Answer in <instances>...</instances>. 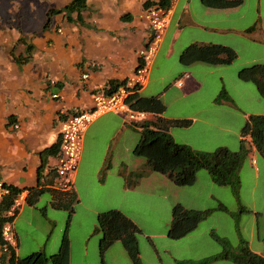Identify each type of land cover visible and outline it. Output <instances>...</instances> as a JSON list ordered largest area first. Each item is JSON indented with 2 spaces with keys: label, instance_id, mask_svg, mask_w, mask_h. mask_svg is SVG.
I'll use <instances>...</instances> for the list:
<instances>
[{
  "label": "crops",
  "instance_id": "1",
  "mask_svg": "<svg viewBox=\"0 0 264 264\" xmlns=\"http://www.w3.org/2000/svg\"><path fill=\"white\" fill-rule=\"evenodd\" d=\"M71 1L0 0V179L11 188L26 192L27 197L11 222L15 236L13 249L20 258L23 242L17 223L28 211L43 219L45 236L36 251L26 253L52 256L66 238L68 264L74 259L68 231L56 245L48 246L51 223L45 218L48 210H54L51 199L44 209L36 208L43 195L35 196L34 192L53 190L43 187L41 180L45 178L47 184L52 183L57 155L49 156L44 151L59 141L61 126L69 116L91 109L93 95L106 94L111 85L122 83L134 73L140 63L139 51L151 37L150 26L140 19V14L148 4L153 6L160 0H85L80 11L68 15L57 13ZM170 11L169 24L151 59L146 83L137 93L141 98H158L164 111L159 115L146 112L145 122L137 124L130 123L124 114L107 112L98 116L82 136L71 192L76 195V206L90 203L85 210L92 227L80 256L85 262L95 251L99 254L98 237L96 244L93 240L92 247H88L98 233L96 220L100 209L94 203L123 200L126 194L143 185L163 186L168 181L166 176L151 172L146 161L134 160L137 126L183 119L190 120L189 127L198 122L211 124L206 119L217 110L220 119L240 115L246 121L251 115H264V104L261 105L264 99L260 96L255 99L250 88L233 82L231 87H226L223 70H215L229 69L234 63L212 66L181 62V55L188 47L215 45L231 48L237 55L235 62L241 61L244 68L264 65V0H242L238 6L227 8L208 7L203 0H173ZM175 47L181 68L176 77L168 80L164 73L156 77L163 69L160 67L173 59ZM17 60L26 62L18 64ZM216 72L220 74L215 95L219 101L214 103V98L195 106L197 96L210 89L209 78ZM84 75L87 79H82ZM172 89H175L174 97L166 103L163 97ZM147 91L157 93L142 96ZM174 100H189L193 113L187 118L166 115ZM255 106H260V111L251 113L243 109ZM172 129L175 128L168 129V134L174 141ZM240 131L231 132L240 136ZM246 145L252 156L254 152L248 141ZM122 249L121 253L128 258Z\"/></svg>",
  "mask_w": 264,
  "mask_h": 264
},
{
  "label": "rangeland",
  "instance_id": "2",
  "mask_svg": "<svg viewBox=\"0 0 264 264\" xmlns=\"http://www.w3.org/2000/svg\"><path fill=\"white\" fill-rule=\"evenodd\" d=\"M175 51L173 59L165 67H160L163 69L156 73V77L163 73L168 75V80L176 77L175 73L181 68L178 63L179 54L176 47ZM240 64L241 61H236L233 67L229 69L215 70H223L226 87H231L233 82L239 86L250 88L255 99L259 98V94L253 84L243 85L239 81L238 73L248 68H244ZM219 76L220 74L216 72L209 78L210 89L205 94L197 96L195 106H202L216 97V91H218L219 87L217 78ZM174 92L175 89H172L164 95L163 99L166 103L172 101ZM156 93L147 91L142 96L156 95ZM216 98L214 103H217ZM262 104H264V101H261ZM212 107L214 109L217 108L215 105H212ZM243 109L252 113L255 110L260 111V106ZM216 112H219V110L211 113L206 119L211 124L198 122L188 128L172 129L171 133L175 143L189 145L193 150L201 152H213L219 148L226 149L232 153L239 152L241 138L238 134H232L231 131H239L246 121L240 115L234 117L228 115L220 119L219 114H216ZM171 113L180 118L189 117L193 113L189 106V100H174L166 115ZM214 115H216V118ZM133 132L134 136H136L134 130ZM137 134L134 147L139 140V132ZM249 154L250 150L238 171L239 188L236 192L229 187L215 185L210 180L208 173L205 170H200L197 172L196 181L192 186L176 187L169 180L163 186L160 184L143 185L132 193L126 194L123 200H109L107 204L102 203L100 205L94 203V206L100 209V213L119 211L138 228L139 232L135 234V239L139 251V264H180L179 262L182 261L198 263L220 255L224 250L237 254L243 248V243L248 246L251 252L262 255L264 249L262 243L264 159L255 152L252 156ZM133 158L134 160H143L145 162L142 158L134 156ZM94 168L95 166L92 169ZM48 200L49 195H43L36 208L38 210L44 209ZM89 204L88 202L86 205L76 206L75 203L73 205L75 214L73 215L67 211H47L45 220L51 223V235L48 246L56 245L68 231L69 240L74 248L72 264H132L125 253H121L123 249L119 242L115 243L103 256L95 251L88 262L80 259V256H83L82 245L86 244L87 233L88 231L90 232L92 227V222H90L88 213L85 210L86 207H89ZM177 205H180L185 210L210 213L200 221L196 229L191 233L182 238L172 240L168 237V232L172 221L173 209ZM43 224V219L38 214L33 215L28 213V211L18 221L17 227L20 230L23 242L21 252L23 254H21L20 258H24L26 257L24 255L30 253H26V251H36V247L42 244L45 236L42 232ZM97 237L99 239L101 237L99 232L92 237L95 239H91L88 245L89 248L92 247L93 240L96 244ZM205 264L233 263L227 260H217L208 261Z\"/></svg>",
  "mask_w": 264,
  "mask_h": 264
},
{
  "label": "trees",
  "instance_id": "3",
  "mask_svg": "<svg viewBox=\"0 0 264 264\" xmlns=\"http://www.w3.org/2000/svg\"><path fill=\"white\" fill-rule=\"evenodd\" d=\"M242 0H203L208 7H236ZM157 4L169 7L168 0H160ZM148 4L146 7H150ZM85 7V0H72L62 10L57 13L66 15L80 11ZM236 53L224 46H197L188 47L181 55V62L189 64L201 62L212 66H228L235 62ZM18 64L26 61H16ZM238 79L242 82L251 83L255 86L259 96L264 99V65H254L241 70ZM126 81V80H125ZM125 81L120 84L110 86L105 91V95H111L118 88L124 86ZM140 88H134L126 97L128 106L136 111H143L159 115L164 111V106L156 97L141 98L138 96ZM218 98L216 101H219ZM190 120H158L155 123H145L136 128L139 131V140L133 148V155L146 161L151 172L166 176L176 187H188L194 185L196 174L200 170H205L212 183L220 187H229L234 192L239 188L238 171L249 150L246 141L251 149L264 159V115H251L247 118L240 131V150L232 153L226 149L219 148L213 152H201L193 150L187 145L176 144L168 134L170 128H188ZM60 151V139L52 147L44 151V154L56 156ZM10 195L2 206V211L6 212L11 204V199L20 190L8 186ZM35 196L48 194L51 199V207L56 211L73 212V205L77 203L76 195L73 192H60L49 189H37ZM31 194V192H30ZM29 195V194H28ZM27 195V196H28ZM27 199V197H26ZM28 203L32 204V202ZM210 212H196L185 210L180 205L173 209L172 221L168 237L172 240L182 238L194 229L205 216ZM13 218H4L5 221L12 222ZM262 243L264 247V216ZM96 232H99V253L101 256L115 243H121L132 264H139V251L135 234L139 232L134 223L119 211H109L100 213L97 216ZM4 244L0 239V248ZM68 242L62 240L59 251L46 256L42 252H36L24 258H18L13 248L8 247L6 252L0 254V264H68ZM227 260L233 264H264V249L262 255H257L248 249L243 243V248L237 254L224 250L220 255L205 259L201 262L182 261L180 264H205L208 261Z\"/></svg>",
  "mask_w": 264,
  "mask_h": 264
},
{
  "label": "built area",
  "instance_id": "4",
  "mask_svg": "<svg viewBox=\"0 0 264 264\" xmlns=\"http://www.w3.org/2000/svg\"><path fill=\"white\" fill-rule=\"evenodd\" d=\"M168 1L171 4L173 0ZM170 15V6L165 7L159 4L142 11L140 19L149 24L151 37L147 45L139 51L140 63L134 73L126 79L124 86L118 88L111 95L103 93L93 95L92 107L89 111L69 116L63 122L59 138L60 151L53 169L54 178L50 184H47L46 179L42 178L41 185L43 187L60 192H70L72 190L73 176L82 150V136L87 127L98 116L107 112H115L124 114L132 124L145 122L148 114L131 109L125 100L132 89L141 88L146 83L148 67L168 27ZM82 79H87V75L82 76ZM25 193L21 191L13 196L7 211H2L4 201L12 196L8 185L0 179V239L4 244V247L0 248V252H6L8 247L13 248L15 246V236L11 222H4V218L15 217L26 198Z\"/></svg>",
  "mask_w": 264,
  "mask_h": 264
},
{
  "label": "bare ground",
  "instance_id": "5",
  "mask_svg": "<svg viewBox=\"0 0 264 264\" xmlns=\"http://www.w3.org/2000/svg\"><path fill=\"white\" fill-rule=\"evenodd\" d=\"M17 214V213H16Z\"/></svg>",
  "mask_w": 264,
  "mask_h": 264
}]
</instances>
